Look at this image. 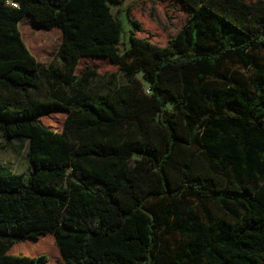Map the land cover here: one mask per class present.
Listing matches in <instances>:
<instances>
[{
	"label": "trees",
	"instance_id": "obj_1",
	"mask_svg": "<svg viewBox=\"0 0 264 264\" xmlns=\"http://www.w3.org/2000/svg\"><path fill=\"white\" fill-rule=\"evenodd\" d=\"M13 1L0 0V133L28 149L24 171L0 163V264H46L10 250L49 234L64 264H264V0H178L190 13L166 45L130 30L121 52L108 1L123 0ZM25 14L60 29L59 67L25 46ZM85 56L127 83L93 90L95 68L74 72ZM54 111L60 131L40 120ZM153 197L167 206L146 207Z\"/></svg>",
	"mask_w": 264,
	"mask_h": 264
},
{
	"label": "rangeland",
	"instance_id": "obj_2",
	"mask_svg": "<svg viewBox=\"0 0 264 264\" xmlns=\"http://www.w3.org/2000/svg\"><path fill=\"white\" fill-rule=\"evenodd\" d=\"M108 5L111 13L122 22L125 35L122 36L118 45L119 52L127 46L126 33L133 30L135 35L145 37L149 41L164 46L173 37L189 16V9L178 0H123L121 4L110 3ZM137 22L135 29L130 21ZM18 30L21 38L29 50L42 66L52 65L59 67L60 59L57 49L61 41V31L58 27L49 30L37 27L29 15H23L18 21ZM87 66L95 68L96 76L89 81V87L96 91L115 88L118 85L127 83L123 72L118 66L111 63L108 58L97 56H85L79 58L75 67V74ZM140 78V75L137 74ZM142 88L149 92L147 85L141 81ZM41 83V82H40ZM39 89L35 91L37 96H43L47 92L44 84H39ZM169 111L172 110V103L167 104ZM65 113L54 111L40 117L41 122L54 131L62 129ZM28 149V139L22 136H14L5 140L0 133V163L8 166L14 172H22L27 166L26 152ZM159 204L161 208L167 206V202L160 198H149L145 206L158 212ZM193 211L201 218H204L201 208L193 200L190 204ZM213 218L223 216V210L218 204L209 205ZM175 217H169L167 223H176ZM160 246L166 247L170 256L184 258L181 237L176 232H160L157 235ZM12 250V251H11ZM10 253L27 255L30 257H45L46 264H64L58 247L52 235L40 237L38 241L16 242L11 247Z\"/></svg>",
	"mask_w": 264,
	"mask_h": 264
},
{
	"label": "built area",
	"instance_id": "obj_3",
	"mask_svg": "<svg viewBox=\"0 0 264 264\" xmlns=\"http://www.w3.org/2000/svg\"><path fill=\"white\" fill-rule=\"evenodd\" d=\"M8 4H11L13 6H16V3L13 0H6Z\"/></svg>",
	"mask_w": 264,
	"mask_h": 264
}]
</instances>
